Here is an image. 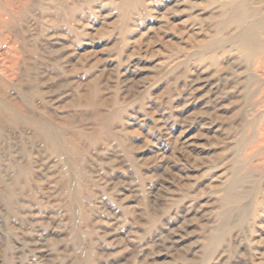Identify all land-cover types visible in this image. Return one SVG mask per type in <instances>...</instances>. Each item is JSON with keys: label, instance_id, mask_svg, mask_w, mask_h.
I'll return each instance as SVG.
<instances>
[{"label": "rangeland", "instance_id": "obj_1", "mask_svg": "<svg viewBox=\"0 0 264 264\" xmlns=\"http://www.w3.org/2000/svg\"><path fill=\"white\" fill-rule=\"evenodd\" d=\"M5 6L0 264H264V0Z\"/></svg>", "mask_w": 264, "mask_h": 264}, {"label": "bare ground", "instance_id": "obj_2", "mask_svg": "<svg viewBox=\"0 0 264 264\" xmlns=\"http://www.w3.org/2000/svg\"><path fill=\"white\" fill-rule=\"evenodd\" d=\"M26 2V1H25ZM24 3V2H23ZM5 8L3 7L2 9L4 10V11H6V8L7 7H12V5H13V0H5ZM25 10H26V8H24ZM3 18H4V20L5 21H7L8 22V24H10L11 23V20H10V15H8L7 13H3V16H2ZM244 37H248V36H244ZM245 39L246 38H244L243 39V41H245ZM247 40V39H246ZM8 110H9V108L8 107H6V106H4L2 103H0V115L1 116H8ZM11 114H12V116L13 117H16V115H17V113H16V110L15 109H13L12 110V112H11ZM38 125H39V123H38ZM33 126V125H32ZM45 132H47L49 135L52 133V132H50V131H48V130H46L45 128L43 129ZM51 141H53V140H51Z\"/></svg>", "mask_w": 264, "mask_h": 264}]
</instances>
